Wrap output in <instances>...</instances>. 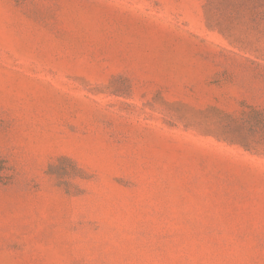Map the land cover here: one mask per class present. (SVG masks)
Instances as JSON below:
<instances>
[{"label":"rangeland","instance_id":"rangeland-1","mask_svg":"<svg viewBox=\"0 0 264 264\" xmlns=\"http://www.w3.org/2000/svg\"><path fill=\"white\" fill-rule=\"evenodd\" d=\"M255 112L264 0H0V264H264Z\"/></svg>","mask_w":264,"mask_h":264},{"label":"trees","instance_id":"trees-1","mask_svg":"<svg viewBox=\"0 0 264 264\" xmlns=\"http://www.w3.org/2000/svg\"><path fill=\"white\" fill-rule=\"evenodd\" d=\"M247 134H255V132H264V113H252L246 116L241 123ZM247 143V142H245Z\"/></svg>","mask_w":264,"mask_h":264}]
</instances>
